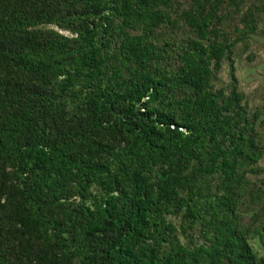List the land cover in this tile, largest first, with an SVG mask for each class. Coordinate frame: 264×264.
Here are the masks:
<instances>
[{
  "label": "trees",
  "instance_id": "16d2710c",
  "mask_svg": "<svg viewBox=\"0 0 264 264\" xmlns=\"http://www.w3.org/2000/svg\"><path fill=\"white\" fill-rule=\"evenodd\" d=\"M181 3L0 0V191L57 264H264L237 211L259 153L229 56V91L211 84L235 41L214 40L220 0H191L170 19ZM177 20L192 35L168 68L155 31ZM63 117L60 135L40 124ZM70 189L81 220L68 215ZM166 216L198 244L175 240Z\"/></svg>",
  "mask_w": 264,
  "mask_h": 264
},
{
  "label": "rangeland",
  "instance_id": "374dc122",
  "mask_svg": "<svg viewBox=\"0 0 264 264\" xmlns=\"http://www.w3.org/2000/svg\"><path fill=\"white\" fill-rule=\"evenodd\" d=\"M215 1V0H210ZM230 2L227 13L223 12V7ZM191 0H182L178 8H174L170 13V19H177L178 15L187 10ZM264 0H220L217 11L221 12L222 19L215 23L217 37L224 43L234 40L230 46L229 55H225L219 64L218 69L213 71L211 84L213 89H223L227 93L232 85L229 59L233 65V75L235 76L236 90L242 94L241 104L246 109V117L249 123L247 135L253 142L254 148L259 153L256 162L248 166L245 174L246 187L239 191L237 211L239 212L242 226L250 230L256 229L255 233L248 235V243L253 253L257 257L264 258V238L259 239L260 234H264V208L261 205L264 201V12L260 6ZM252 20L254 28L247 30V24ZM47 32L69 34L68 31L58 29L54 25H47L43 28ZM192 35L181 20H177L174 25L160 26L155 31V39L159 44L166 43L165 56L169 58L162 62L168 68L174 67L171 56L176 48L181 47ZM209 41H213V37ZM207 43V41H205ZM164 47V46H163ZM164 47V48H166ZM175 98H180L181 91H173ZM45 130H49L54 135L57 132L63 133L69 126V122L63 117L57 123L40 121ZM73 124V123H72ZM211 183H213L211 181ZM91 195H98L95 187L90 189ZM65 204L67 205L69 217L74 220L79 218L80 198L74 190L67 192ZM93 199L91 196L83 201V204L91 206ZM15 201L7 199L6 195L0 191V259L3 264H57L53 261L54 251L50 241L42 242L33 236L26 237L25 225L21 224L18 217L15 218L13 210ZM166 222L174 225L175 240L193 247L198 244L199 236L191 231L180 232V221L176 217L166 216ZM187 233V234H186ZM190 235L191 237H189ZM169 238L171 237L168 236ZM104 239L98 237L93 243L94 247H101ZM162 248L166 249L167 244L163 243ZM69 264H74L73 262Z\"/></svg>",
  "mask_w": 264,
  "mask_h": 264
}]
</instances>
